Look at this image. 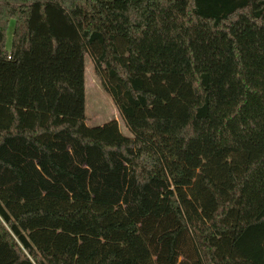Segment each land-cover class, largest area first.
Masks as SVG:
<instances>
[{"label": "trees", "instance_id": "trees-1", "mask_svg": "<svg viewBox=\"0 0 264 264\" xmlns=\"http://www.w3.org/2000/svg\"><path fill=\"white\" fill-rule=\"evenodd\" d=\"M180 255L264 264V0H0V264Z\"/></svg>", "mask_w": 264, "mask_h": 264}, {"label": "rangeland", "instance_id": "rangeland-1", "mask_svg": "<svg viewBox=\"0 0 264 264\" xmlns=\"http://www.w3.org/2000/svg\"><path fill=\"white\" fill-rule=\"evenodd\" d=\"M14 19H9L6 29V47L10 46L11 34ZM84 85H85V114L88 125H96L111 119H116L120 130L131 136L125 120L120 114L112 95L104 88L100 77L95 71L94 61L89 53L84 56ZM183 256H178L177 264L180 263ZM156 264V263H155Z\"/></svg>", "mask_w": 264, "mask_h": 264}]
</instances>
